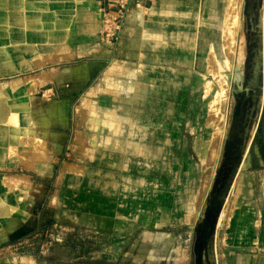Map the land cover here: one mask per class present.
<instances>
[{
    "label": "crops",
    "instance_id": "crops-1",
    "mask_svg": "<svg viewBox=\"0 0 264 264\" xmlns=\"http://www.w3.org/2000/svg\"><path fill=\"white\" fill-rule=\"evenodd\" d=\"M108 1L0 0V241L66 210L116 238L194 212L184 140L202 137L201 33L223 2L131 1L111 39Z\"/></svg>",
    "mask_w": 264,
    "mask_h": 264
},
{
    "label": "rangeland",
    "instance_id": "rangeland-1",
    "mask_svg": "<svg viewBox=\"0 0 264 264\" xmlns=\"http://www.w3.org/2000/svg\"><path fill=\"white\" fill-rule=\"evenodd\" d=\"M131 1L150 2L109 0L101 11L111 22V39ZM227 1L225 49L210 40L213 66L205 65L199 75L208 88H201L202 137L184 140L197 191L189 222L127 238L101 235L86 229L90 221L70 217L63 205L73 206L72 195L66 192L60 207L67 217L44 214L0 241V264H264V0ZM235 16L237 26L231 23ZM243 208H250L251 227L230 242L232 218Z\"/></svg>",
    "mask_w": 264,
    "mask_h": 264
},
{
    "label": "bare ground",
    "instance_id": "bare-ground-1",
    "mask_svg": "<svg viewBox=\"0 0 264 264\" xmlns=\"http://www.w3.org/2000/svg\"><path fill=\"white\" fill-rule=\"evenodd\" d=\"M217 2V1H216ZM214 3V4H217V3ZM222 2H223V5L222 6H224L223 7V9H222V13H221V19H220V21H218V22H216L215 21V23H214V25H213V27H212V29L210 30V31H206V33H204V32H202L201 33V36H202V43L205 45V44H207V48H208V43H210L211 41L210 40H213L212 41V44H214V42H220L221 43V46H222V49H225L224 48V45H223V41L225 40V37L227 36V34H230L229 33V31H228V29H227V31L226 32H224V34H225V36H224V34H223V30H224V27H223V23H224V21H225V19L227 18V14H226V7L229 5V3H227L228 1L227 0H222ZM219 4V3H218ZM212 9L213 10H217V9H220L218 6H214L213 5V7H212ZM215 12H217V11H215ZM228 15H229V13H228ZM204 17V16H203ZM220 18V17H219ZM216 20V19H215ZM232 20V24H233V26L235 25V26H237V23H238V19H237V17L235 16V17H233V19H231ZM230 20V21H231ZM199 21V20H198ZM217 23V24H216ZM206 24V23H205ZM199 25V24H198ZM207 27V26H206ZM226 30V29H225ZM264 34V33H263ZM223 37H224V39H223ZM264 39V38H263ZM238 44V43H237ZM241 46V45H240ZM242 47V46H241ZM191 48V47H190ZM209 49H210V46H209ZM243 49H241V51H242ZM223 52H224V50H223ZM243 52V51H242ZM243 55V54H242ZM236 56V55H235ZM223 57L225 58L226 56H225V54L223 53ZM232 57V56H231ZM227 58V57H226ZM198 62H202V63H204V64H209V66L210 67H212L213 66V62H211L210 61V57L208 56L204 61L201 59V60H198ZM192 64V63H191ZM202 68V67H201ZM204 69H205V67H203ZM207 70V69H206ZM193 82V81H192ZM197 85L199 86H201L200 87V89L202 88V90H203V92H205L206 93V90L208 89L207 88V86L206 85H203L204 84V82H203V80L201 79V77L200 76H198L197 77ZM194 88V87H193ZM229 88V87H228ZM264 88V87H263ZM199 89V90H200ZM199 92V91H198ZM163 100H165V99H163ZM201 102V105H205L206 104V102L204 101H200ZM152 103V102H151ZM199 104V103H198ZM202 107V106H201ZM158 108H160V107H158ZM157 108V109H158ZM198 109V108H197ZM153 116V115H152ZM222 139V138H221ZM245 157H246V155H245ZM247 158V157H246ZM246 161V160H245ZM247 162V161H246ZM245 163V162H244ZM249 175V174H248ZM248 181V180H247ZM248 185V184H247ZM250 186V185H249ZM204 197V196H203ZM201 201H203V200H201ZM201 205V204H200ZM246 207H249V206H247V205H245ZM248 209H250V208H248ZM247 208H243L242 210L244 211V210H246L245 211V213L244 212H242V213H240L239 215H238V217L235 219H233V226L231 227L230 226V230H229V233H228V236H226L227 238H228V240L230 241V242H234V241H236L237 240V238L238 237H236L235 236V234H236V232H237V229L240 227V226H242L243 227V230H240V232L242 233V232H245V230H246V232H248L247 231V226H246V224H247V222H248V214L247 213H249V210H248ZM247 216V217H246ZM193 222V221H192ZM160 238V237H159ZM227 240V239H226ZM261 244L262 243H264V232H263V234H262V238H261ZM260 245V244H259ZM262 246V245H261ZM172 252V251H171Z\"/></svg>",
    "mask_w": 264,
    "mask_h": 264
}]
</instances>
